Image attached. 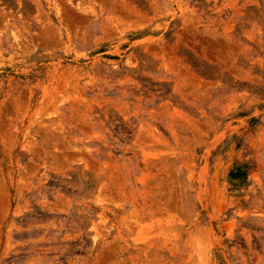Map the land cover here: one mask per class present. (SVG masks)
I'll use <instances>...</instances> for the list:
<instances>
[{
	"label": "rangeland",
	"instance_id": "374dc122",
	"mask_svg": "<svg viewBox=\"0 0 264 264\" xmlns=\"http://www.w3.org/2000/svg\"><path fill=\"white\" fill-rule=\"evenodd\" d=\"M0 264H264V0H0Z\"/></svg>",
	"mask_w": 264,
	"mask_h": 264
}]
</instances>
